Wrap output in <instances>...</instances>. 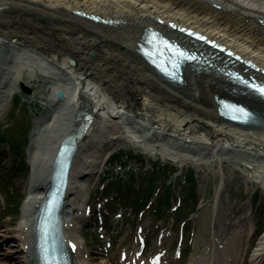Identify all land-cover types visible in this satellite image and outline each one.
<instances>
[{
	"label": "bare ground",
	"instance_id": "obj_1",
	"mask_svg": "<svg viewBox=\"0 0 264 264\" xmlns=\"http://www.w3.org/2000/svg\"><path fill=\"white\" fill-rule=\"evenodd\" d=\"M39 68L54 115L34 125L26 214L6 230L24 264L38 262L35 228L50 191L64 200L71 264H96L77 239L82 205L93 174L126 139L216 171L233 159L264 165V92L254 87L264 86V0H0V117L15 85ZM228 108L238 111L234 120ZM68 139L75 148L64 198L50 188ZM217 206L213 235L195 239L202 252L186 264H216L221 253L220 264H234L243 251L245 264L249 251L264 264V234L253 250L245 222L227 225L220 199ZM141 240L124 248L132 252L122 251L119 263H166L161 249L172 244L171 233H159L143 252ZM143 253L155 257L144 263Z\"/></svg>",
	"mask_w": 264,
	"mask_h": 264
},
{
	"label": "rangeland",
	"instance_id": "obj_2",
	"mask_svg": "<svg viewBox=\"0 0 264 264\" xmlns=\"http://www.w3.org/2000/svg\"><path fill=\"white\" fill-rule=\"evenodd\" d=\"M26 73L6 100V116L0 117V264H24V253L13 232L6 230L19 225L26 214L27 187L36 173L34 125L39 120L51 121L54 115H49L54 107L47 76L40 68L34 74ZM162 148L126 139L111 149L112 157L93 174L85 193L77 228L82 254L95 257L96 264H121L122 251L127 255L132 252L125 247L141 238L136 249L143 252L166 231L173 240L160 248L167 257L165 264H186L193 253L202 252L194 245L195 239L203 242L213 235L211 217L219 199L226 209L223 220L227 225L231 220H243L248 231H253L252 235L246 233L247 243L256 249L264 234V165L253 162L255 166L249 168V161L233 159L216 171L202 167L193 157H174ZM256 223L259 228L255 230ZM216 227L226 226L220 223ZM6 239L10 241L4 242ZM250 252L248 264H257L254 259L258 254ZM143 254L144 263L155 257ZM242 254L247 255L245 251ZM222 255L226 257L221 253L216 264L222 262ZM243 256L233 263L245 264Z\"/></svg>",
	"mask_w": 264,
	"mask_h": 264
},
{
	"label": "snow or ice",
	"instance_id": "obj_3",
	"mask_svg": "<svg viewBox=\"0 0 264 264\" xmlns=\"http://www.w3.org/2000/svg\"><path fill=\"white\" fill-rule=\"evenodd\" d=\"M254 87H259V90H260L261 92H264V86H256V85H254Z\"/></svg>",
	"mask_w": 264,
	"mask_h": 264
}]
</instances>
